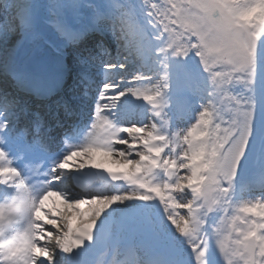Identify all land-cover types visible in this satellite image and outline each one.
Returning <instances> with one entry per match:
<instances>
[{"label": "snow or ice", "instance_id": "1", "mask_svg": "<svg viewBox=\"0 0 264 264\" xmlns=\"http://www.w3.org/2000/svg\"><path fill=\"white\" fill-rule=\"evenodd\" d=\"M171 8L168 10L175 19H169V23L173 20H178L182 9V5L187 3L188 0H169ZM194 6L200 7V0H191ZM255 6V0H247L246 4L242 6L236 4L234 10L241 12L249 7ZM155 12H160L158 5L154 6ZM153 14V13H151ZM166 15V13H165ZM243 27V25H241ZM53 27L62 35H67L73 31L72 24L61 20H56L53 23ZM166 30L168 25H164ZM189 25H185V30L189 29ZM15 29H12L14 31ZM213 31L211 27L205 28L203 31L199 29L193 30V35H196L199 39L200 45L204 47L205 51L202 54V62L205 65V70H209L210 65L207 63V58L212 55H216L221 48L229 49L227 55L232 59L235 67V72L243 74L252 65V58L250 55L245 54L239 50H234L231 47V31L227 27L217 26L215 28V35L212 39L216 44L206 43L209 32ZM8 30L0 28V37L6 36ZM189 38V37H188ZM218 45V46H217ZM171 47V45H169ZM196 45H193V48ZM264 47V38L257 42L255 46V60L258 63L259 49ZM162 51L164 49H161ZM190 49L185 48L184 56L189 55ZM124 65H108L107 70L113 71L116 68L123 69ZM167 79V77H165ZM143 75H136L135 79L128 83L131 85L124 91H120L116 94V89L120 87V82L105 83L103 89L100 91L98 100L95 104V120L92 124L93 132L90 133L92 140L88 146H85L81 151H73L66 155L62 162L58 163L50 169L53 174L58 173L57 169L61 172L70 166V162L78 157H84L82 163L78 165V170L85 168L103 169L110 175L116 172H123L125 179H130L133 170L138 172L145 165L139 161L136 163L121 162L113 160L112 145L125 144L128 141L121 133L127 134L132 140L139 141L145 144L148 149V154H141V161L147 162L146 166L149 170L156 166V162H153V157H159L163 146H155L150 143L154 137L160 139H167L161 131L158 130V125L153 124L151 129L146 130L144 126L123 127L117 126L116 123L109 118L108 113L117 107V103L122 97L131 95L137 100L147 101V104L152 108L154 115L160 117L163 109V94L160 91H154L151 85V81L147 80ZM241 83L245 80L240 79ZM13 107L12 102L9 99L7 93H0V112L8 114V110ZM215 114L213 111V105L209 104L208 107L201 111L200 115L196 116L195 121L185 129L184 140L186 143L192 145L191 152L196 156L197 153H202L199 166L196 168V172L206 174L208 181L206 188L212 191H222L224 193H230L235 187V180L237 178L238 169L240 167L242 157L246 153V149L249 148V137L253 135V126L251 125L247 132L241 131L240 135H236L237 129L235 128H216L214 127ZM233 120V123H236ZM0 125L3 126L4 132H7L9 128V121L0 117ZM207 126V130L206 127ZM103 129L111 130V136L105 138L101 142L97 137ZM212 131L213 143L211 146L205 148L207 144L204 138H197L194 134L197 132L204 133L208 137L207 133ZM223 135H220V133ZM24 136V132L20 133ZM174 136L179 138L181 134L173 133ZM4 141L0 139V144ZM107 149V150H101ZM155 149V151H153ZM0 184H3L9 188L17 190L16 196L13 198L11 204L0 205V209H7L8 216H22L28 218V227L18 238L19 243H14L8 248V252L11 253L15 247L25 248L26 260L25 264H56L57 252H59L61 259L65 257L71 260L73 257V249L81 244L82 240L93 241L94 229L97 226V221L100 217L109 209L110 205L116 202H124L130 200L148 201L150 199L147 195H132V196H120L106 194H96L87 199L80 198L76 202L69 201L68 198L61 192H53L49 188L48 181L43 185L44 191L38 196L31 194V186L26 182V178L21 172L13 166V162L9 159L8 153L3 147H0ZM189 157H186V159ZM170 163V162H169ZM210 173V175H209ZM113 178L116 177L113 175ZM191 179V178H190ZM13 181L14 183H9ZM203 183V181H201ZM227 184V187L223 185ZM191 185H182L181 187H190ZM140 187H146L141 184ZM151 191L159 195V188H152ZM193 192L199 196L200 190L194 188ZM56 193H61L56 195ZM55 198V199H53ZM55 200V204H53ZM59 202L57 206L56 202ZM227 205L229 201L223 200ZM88 203L89 207L86 212L77 213L74 210L77 208L83 209L84 205ZM182 209L191 210V204H182L179 206ZM257 207L261 205L253 204L244 206L240 209L243 213H255ZM264 208V207H262ZM51 213L50 216L46 213ZM167 218L170 223L175 227L180 236L184 237L188 247L191 249L195 257V264H210L208 260V240L202 239L199 235L200 231H204L208 236V231L203 226L199 228H193L190 224V219L186 218V215H177L175 211H168V205H165ZM225 216L219 220L220 225L230 224L232 230L237 229L236 221L239 217H234L230 221L227 218V208L223 209ZM60 217L59 223H54L55 217ZM50 226L55 229L53 236L55 237V243L52 248H48L47 244L43 247L33 244V240H38L39 237L36 233L44 234L45 229L41 226ZM0 228H3V224L0 223ZM264 229V216L261 217V222H250L247 229L243 231H237V235L242 239L234 240L233 244L236 246L234 249H230L226 243L228 237L223 239H215L216 247L224 264H238L235 258L238 257L243 264H259L256 260V256H261V249L264 248V235H261V230ZM74 233H79L80 239L74 238ZM212 237L219 236V228L214 227L211 229ZM30 246V247H29ZM257 249L259 250L257 252ZM11 264H19V261L12 260Z\"/></svg>", "mask_w": 264, "mask_h": 264}, {"label": "bare ground", "instance_id": "2", "mask_svg": "<svg viewBox=\"0 0 264 264\" xmlns=\"http://www.w3.org/2000/svg\"><path fill=\"white\" fill-rule=\"evenodd\" d=\"M15 1H18V0H9V2H7V0H4V5L2 6V8L0 10V26L2 25V27H3L2 29H4L5 31L8 30L9 31L8 34L9 33H15V35H12L11 39L8 41V46L9 47H11L14 44H16L17 41H20V40L24 39L27 36L28 33L32 32V30H33V28H34V26L36 24H37V27L40 25V23H37V21H33L31 17L25 23L20 22L17 19L16 15L13 13V10H12V4ZM44 1L45 2H44L43 6H42L43 3H39V2L35 1L34 10H36L37 8H40V9L42 8V12L46 16L53 15V17L47 19V22L49 23L50 27L49 28L48 27L44 28L42 33L45 36L52 37V40L55 41L58 37L63 36V35L61 33H59L53 27L54 21H56V20H61V21L64 20V18H65L64 17V12L71 10V8H73L74 5L78 4V1H81V0H44ZM105 1L106 0H104V2ZM111 1L114 2V3L117 2L116 4L119 3V4H122V6L129 7V9L133 5V4H131V1H133V0H111ZM235 2H236V4H242L243 5V4L247 3V0H243V2L242 1H235ZM153 6H156V5H153ZM115 8L116 9H120V7L118 5H116ZM134 14H138V16H141V18H143V16H145V13L143 12V9L140 6L135 7ZM46 18L47 17H44V19H46ZM139 20H141V19L139 18L138 21H136V28H139V27L145 28V27H147L149 29L150 33L153 31L151 29V28H153V26L158 28L154 24V22L152 23L151 18L148 17V16L143 18L144 21L141 24L138 23ZM253 23H255V20H253ZM166 24L168 25V23H166ZM22 26H24L23 30H22ZM12 29H15V30L12 31ZM111 29H114V28H111ZM58 33H59V35H58ZM19 36H22V38L20 40H18ZM0 38H2V37H0ZM0 43H3L2 39H0ZM158 44H160V43L158 42ZM40 48H42L43 51L45 50V45H43L41 39H38L32 46H30V38L28 36V38H27V40L25 42V47H24L23 51L25 52L26 56H29L31 54L39 56L40 53H41V51L39 50ZM119 53H121V52H119ZM170 53L171 52H169V53L166 52L165 53L166 55H164L162 58L165 59L166 56H168ZM132 56H136V54L133 53ZM101 59L102 58H98L97 60L100 61ZM190 59H191V57H190ZM110 60H111V58H109L107 61H110ZM171 60H172L174 65L177 64L176 63L177 59L175 58L174 55L172 56ZM116 62H117V60H115V58H112L111 62H106L105 64L102 63V65L99 67L100 68V73L102 74L103 80H105L107 82H113L114 74L111 71L107 70V66L108 65H114ZM97 70H99V69H94V70H90V71H97ZM183 75L186 77L185 79H187V74L185 72L183 73ZM192 84H193V86H195V88L197 90H199L202 85H205V83H201L199 81H194ZM2 85L3 84L0 82V87ZM130 86L131 85L127 84L126 86H124L121 89V91L126 90ZM179 86H186V85H185L184 82H181L179 84ZM92 87L97 88V85L93 82V86ZM173 87H175V86L173 85ZM102 89H103V87L98 90V94L93 98L94 101L98 100L99 93H100V91ZM176 89H177V87L175 88V91H176ZM86 100H87V96L83 95V96H81L79 98L78 103L80 105H83V104H85L87 102ZM131 101H133V100H131L130 95L124 96L117 103V107L116 108H118V110H121V111H125L126 109H128L126 107H130L131 111L136 110L137 107L134 106L135 103L131 102ZM196 102H201V98L199 100H197ZM194 105H195V103L193 104V106ZM144 107L147 108L148 106L145 105ZM94 108H95V106H94ZM13 113L14 114H18L16 112V110H14ZM19 114H20V117H19V119H20L23 116V114L21 112H19ZM186 116L189 117V113H186ZM251 117H254L253 111H251ZM147 118L150 119L151 121L154 120V117L152 115H150V114L148 115ZM4 119H7V115L4 117ZM16 119H18V118H16ZM94 120L92 118V121H91L92 124H93ZM114 120L116 122L118 121L116 118H114ZM122 123L126 124L125 122H122ZM151 125L152 124H148L147 127L149 129H151ZM0 128L4 129L3 127H0ZM185 129H186L185 125L183 123L179 122L178 125H177V128H176V131H177V133L181 134L179 136L180 140H182V138L184 136L183 134H184ZM8 130H11V127ZM121 135L126 137V139H132L131 137L127 136V134L125 135V133H121ZM109 136H111V133L109 134ZM263 136H264V132L260 133L258 130H253V135H252L250 140L252 142L260 141ZM90 141H91L90 134H86L85 136L81 137L79 140L75 141L74 145L66 146L65 147L66 153L62 154L61 156H58L57 160L62 162L63 159L65 158V156L70 154L71 152L83 150V146L85 144L89 143ZM116 152L120 153V154H118V157H112V159L123 162V158H128V157H130V155L136 156L140 152V150H138V149L132 150L130 148L129 149L126 148L125 151L121 150V152H118V151H116ZM113 153L115 154V152H113ZM164 155H165V152L161 151V154H160L159 157H164ZM8 157L13 162V166H15L21 172V174L26 178V182L31 186V194L33 196H36V195L38 196L39 195L38 191L42 187L43 182L45 181V176L47 174V172L45 170H42V169L38 168V163H40V162H37V161L30 162V161H28V162H25L26 163V167H22V165L20 164L18 158H12L11 156H8ZM201 159L202 158L199 159V164H200ZM83 160H84V157L76 158L75 160L71 161L70 162V166L68 168L64 169L62 172L59 169H57V172H59L60 175H62V178L64 179L63 180L64 182H62L60 187H58V189L60 190L59 192H61L63 195H65L68 198V200L72 201V202H76L80 198H84V196H86L88 194H91V193H81V191L76 190L72 186L70 179H67L68 178V174L67 173H68L69 169L71 167H73V168L77 167L80 163L83 162ZM245 160H246V157L241 162H243ZM42 162H44V161H42ZM42 164H44V163H42ZM252 166H254L256 168H264V164L258 162L257 159L254 160ZM198 173L201 175L200 178H202L204 173H200V172H198ZM28 175H30V179H28ZM35 176H37V177H35ZM138 176L140 177V179L148 180V177H147L145 172L138 174ZM36 179H37V181H33V180H36ZM9 183H14V182L13 181H9ZM223 186L227 187L228 185L224 184ZM10 189L12 190L11 196H9L8 198L5 197V198L1 199L0 200V205H6V204H11L12 203L13 198L16 196L17 190L14 189V188H10ZM42 189H44V187H42ZM105 190L106 191L107 190L110 191V188L107 185H105ZM125 191L127 193H130V194H133V195H138V194L141 193V190L138 189L137 187H128V188H126ZM253 191H255L254 193H257V194L256 195L254 194V197L250 198L251 202L249 203V205L257 204V205H261L262 207H264V201H262V199L259 202H257V199H258L257 197H262L261 184L258 183L257 187ZM126 192H124V193L123 192L111 193L109 195H107V194L106 195L107 196H112V195L127 196ZM177 192H178V189L176 188V189L171 191V194L173 195V197L175 199L176 206H178V208H179L178 210L182 211V209L179 207L180 206V202L179 201H181V198H179L177 196ZM61 193H59V194H61ZM209 193H210V197H211V203H213V208L211 209L213 213L210 214V218H215L214 222L218 223V227H219V230H220L219 233L220 234H223V231H224L223 230V226L219 224V220L221 218L220 215L222 217L225 216V212L223 210L224 208H227V216L228 215H238V216L248 215V213H243L241 211L239 213L237 212V209L240 208L239 205L242 204V201L244 200V198L237 199L236 198L237 194H234V192L231 191V196L228 199L229 203L227 205H225L222 200H219V199L216 198V192L215 191L210 190ZM160 194H161V197L166 200V194L164 193V190L162 188H160ZM53 199H55V198H53ZM85 199H87V198H85ZM52 202H53V204H55V200H53ZM56 203H57V206H59V202L57 201ZM128 203H129V201H124V202H119L118 201V202L110 205V208H111L110 212H112L113 210H117L119 208H122V207H125L127 212H130L131 209L129 207H127ZM131 203L132 204H137L138 200H133ZM88 207H89V204L86 203L84 205L83 209L77 208L74 211L77 212V213H82V211L86 212L88 210ZM262 207H257L256 212L255 213H251L253 215H257L258 214L259 215V218H258L259 221H261V217L264 216V213H262L260 211V209ZM46 213H47V210H46ZM47 214L51 218V213H47ZM13 217H9L8 216V210L7 209H0V223L3 224V228H0V234L3 237H8V236H10L12 234L11 233V219ZM57 218H58V220H60V217L57 216L53 220L54 223L57 220ZM122 218H124L126 220V215H123ZM17 220H18V222H17L16 226L14 227V231H16V238L14 239L13 243H19L18 238L24 232V230L28 227V223H29L27 217L17 216ZM97 222H98L97 224L106 225V228H109V224L104 219H101V220H99ZM133 225H135V224H133ZM41 226L45 229V232H44L43 235H41L39 232L36 233V236H38L39 239L38 240H33V244L34 245H38L40 247H43L45 244H47V245H49V248H52L53 243L50 242V240H51V237L53 236V233H55V231L52 228H50V226L43 225L42 222H41ZM152 226L154 227L155 232L158 233V234L164 235V234L171 233L173 237H177L179 235V233L176 231L174 226L166 227V226L156 225V224H153V223H152ZM237 228L240 231H243V230L247 229L246 226L241 225L238 221H237ZM135 231L137 233H139V232L145 233L144 229H140L138 227H137V229ZM94 235H95V233H94ZM230 237H231L232 241L238 239V235H236V233H234V232H232ZM75 239H80V237L76 236ZM177 243H180V242H177ZM50 245H51V247H50ZM80 246L84 250H90L91 249L89 243H87V240H82ZM18 248L22 250V253H25V248H23V247H18ZM180 251H183V249H180ZM260 258L264 259V257H261V256H260ZM12 260H15V259L12 258V257L7 259V263L11 264ZM59 261H60V257L57 255L56 264H58ZM169 264H193V263L192 262H188V263H185V262H179V263L172 262V263H169Z\"/></svg>", "mask_w": 264, "mask_h": 264}, {"label": "clouds", "instance_id": "3", "mask_svg": "<svg viewBox=\"0 0 264 264\" xmlns=\"http://www.w3.org/2000/svg\"><path fill=\"white\" fill-rule=\"evenodd\" d=\"M200 4L201 6L197 7L191 3V0H188L187 3L181 6L183 11H181L178 20H173L171 23L188 34L190 41L188 44V48L190 49L189 55L194 56L199 61L202 73L206 77L207 91L211 99L204 105L201 111L206 109L209 104H212L215 114L214 127L228 128L231 126V128L237 129L236 135L239 136L241 131L247 132L251 126L248 117L251 115L253 109L252 102L255 100L254 86L257 67L254 53L257 42L264 38V3H261L260 0H255L254 7H249L241 12L234 10L236 6L235 0H200ZM148 16H152L151 12H148ZM253 20H255V23H253ZM186 24L190 26L187 31L185 30ZM218 25L230 29L232 49L245 52V54L250 55L252 58V65L247 71L248 78L244 83L235 79L239 73L235 72L232 59L227 55L229 52L227 48H221L216 55L209 56L207 63L210 65V68L207 71L205 70V65L202 62V54L205 49L200 45L198 37L193 35V30L199 29L203 31L205 28L211 27L213 31L209 32L206 43L216 44L212 37L215 35V28ZM151 29L153 30L149 34L151 39L154 36L157 37L158 42L161 44L159 48L163 49L169 43L168 36L155 26ZM12 35H15V33H9L0 38L3 40V43H0V68L3 69V71H0V76H3L7 80H12L14 83V73L10 70L12 61L8 53L18 49L21 41H17L15 45L9 47L8 41ZM148 38V36L145 37V39ZM117 40L122 41L120 47L122 51L128 52V56L130 57L132 52L129 51V42L124 40L123 36L117 37ZM193 45H196V47L193 48ZM39 50L41 52L43 51L42 48ZM173 52H175V49H173ZM189 55L187 57L184 56L183 59H187ZM135 76H133V79H135ZM237 84H240L249 93H252V95H234L233 92ZM242 99L249 101L247 111L244 105L241 104ZM216 104H219L220 107H215ZM201 111H199L197 116L200 115ZM225 116L228 117L227 120L224 119ZM233 120L237 122L233 123ZM207 135L209 140L205 148L211 146L213 143L212 131L209 130ZM220 135H223V133L221 132ZM249 139H251V136ZM248 150L249 148L246 149V152ZM201 155L202 153H197L195 158L200 159ZM244 158L245 155L242 157V160ZM230 196L231 192L224 193L222 191H216V198L219 200H228ZM260 211L264 213V208H261ZM261 257H264V248L261 249ZM259 264H264V259H261Z\"/></svg>", "mask_w": 264, "mask_h": 264}, {"label": "rangeland", "instance_id": "4", "mask_svg": "<svg viewBox=\"0 0 264 264\" xmlns=\"http://www.w3.org/2000/svg\"><path fill=\"white\" fill-rule=\"evenodd\" d=\"M1 1V0H0ZM143 2H148L152 5H158L160 10L167 12V15L171 17V12L168 10L171 8V4L169 0H142ZM14 12H17V8H15ZM17 14V13H16ZM182 30V29H181ZM184 30H182L183 33ZM186 34H184V37ZM194 39V38H193ZM201 69V67H200ZM202 70V69H201ZM248 71V70H247ZM247 71L243 74H238L235 79L240 81V79L246 80L247 77ZM261 79L264 82V50L259 51V57H258V63L256 67V72H255V86H254V98L255 100L252 102L253 103V108L256 110L260 116L264 115V84H259ZM234 95H240V96H248L252 95V93H249L246 89H244L240 84H237L235 86ZM261 98V100H260ZM249 101L242 99L241 104L244 105L245 110L247 111V105ZM253 114L255 116V113L253 111ZM228 118V117H227ZM248 119H253L251 115L248 117ZM195 169H193V172H195ZM200 225V223H198Z\"/></svg>", "mask_w": 264, "mask_h": 264}]
</instances>
